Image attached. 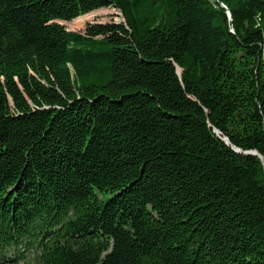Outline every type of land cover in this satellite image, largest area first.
I'll list each match as a JSON object with an SVG mask.
<instances>
[{
  "label": "trees",
  "instance_id": "obj_1",
  "mask_svg": "<svg viewBox=\"0 0 264 264\" xmlns=\"http://www.w3.org/2000/svg\"><path fill=\"white\" fill-rule=\"evenodd\" d=\"M30 256L264 264V0H0V264Z\"/></svg>",
  "mask_w": 264,
  "mask_h": 264
},
{
  "label": "rangeland",
  "instance_id": "obj_2",
  "mask_svg": "<svg viewBox=\"0 0 264 264\" xmlns=\"http://www.w3.org/2000/svg\"><path fill=\"white\" fill-rule=\"evenodd\" d=\"M121 14L115 9H101L88 15L82 16L72 22H60L69 31L84 33L89 24H106L112 22H121ZM33 257L30 256L28 261L34 264ZM23 264V263H22Z\"/></svg>",
  "mask_w": 264,
  "mask_h": 264
},
{
  "label": "water",
  "instance_id": "obj_3",
  "mask_svg": "<svg viewBox=\"0 0 264 264\" xmlns=\"http://www.w3.org/2000/svg\"><path fill=\"white\" fill-rule=\"evenodd\" d=\"M229 15H230V13H229ZM224 141L227 142V143L229 144V141H228L227 139H224Z\"/></svg>",
  "mask_w": 264,
  "mask_h": 264
}]
</instances>
